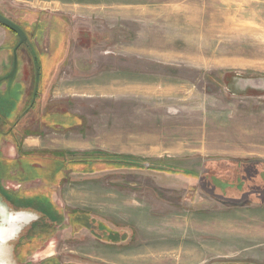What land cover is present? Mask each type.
Segmentation results:
<instances>
[{"label":"rangeland","instance_id":"rangeland-1","mask_svg":"<svg viewBox=\"0 0 264 264\" xmlns=\"http://www.w3.org/2000/svg\"><path fill=\"white\" fill-rule=\"evenodd\" d=\"M1 11L26 42L12 71L19 39L0 27V193L47 214L15 243L18 264L48 247L108 264H264V0Z\"/></svg>","mask_w":264,"mask_h":264},{"label":"water","instance_id":"water-1","mask_svg":"<svg viewBox=\"0 0 264 264\" xmlns=\"http://www.w3.org/2000/svg\"><path fill=\"white\" fill-rule=\"evenodd\" d=\"M0 25L10 29L18 37L19 43L14 50L25 41L26 35L21 28L0 14ZM41 215L31 210H11L0 195V264H18L14 256L15 243L20 238L24 228L38 221Z\"/></svg>","mask_w":264,"mask_h":264},{"label":"crops","instance_id":"crops-1","mask_svg":"<svg viewBox=\"0 0 264 264\" xmlns=\"http://www.w3.org/2000/svg\"><path fill=\"white\" fill-rule=\"evenodd\" d=\"M62 7H67V6H70V5H63L62 3L60 4ZM1 13L3 15H5L4 17H8L6 14H4L2 11ZM1 14V15H2ZM9 19V18H7ZM0 38H1V42H0V52L1 49H3V45L5 46L6 50H7V46H6V42H3V40L6 38V31L3 29H0ZM8 54V53H7ZM7 64V55L4 53H0V75L7 70L8 68V65ZM88 82H85V85L86 86ZM75 85H79V83H75ZM81 86V85H80ZM87 87V86H86ZM85 87V88H86ZM86 91V90H85ZM44 252V251H43ZM43 252H38V254H42ZM182 253V252H181ZM184 254V253H182ZM83 257H80L79 259H74V260H71V259H67L65 257H59V255H56V254H48V255H41L40 258H39V261H38V264H62L63 262L64 263H68V264H108L107 262L105 261H102L100 260L96 254H90V256L88 257H85V255H82ZM87 260V261H85ZM122 259L120 256H118V261L117 262H120L121 263ZM113 264H117V263H113Z\"/></svg>","mask_w":264,"mask_h":264},{"label":"trees","instance_id":"trees-1","mask_svg":"<svg viewBox=\"0 0 264 264\" xmlns=\"http://www.w3.org/2000/svg\"><path fill=\"white\" fill-rule=\"evenodd\" d=\"M0 27H2V28H4V29H6L8 32L14 34V32H12L10 29H8V28H6V27H4V26L0 25ZM33 65H34V66H37V68H38V66H39L38 63H36V61L33 62ZM0 195L3 197V199L5 200L6 203H10V201H9V200H8L3 194L0 193ZM30 208H31V207H30ZM77 211H78V210H77ZM77 211H75V212L79 214V212H77ZM39 213H40V212H39ZM40 214H42V213H40ZM46 215H47V214H42L40 219L46 217ZM40 219H39V220H40ZM53 219H54V216L52 217V220H53ZM35 224H36V223H35ZM15 248H16V246H15ZM14 253H15V252H14Z\"/></svg>","mask_w":264,"mask_h":264},{"label":"flooded vegetation","instance_id":"flooded-vegetation-1","mask_svg":"<svg viewBox=\"0 0 264 264\" xmlns=\"http://www.w3.org/2000/svg\"><path fill=\"white\" fill-rule=\"evenodd\" d=\"M26 42V41H25ZM23 45V44H22ZM21 45V46H22ZM20 46V47H21ZM20 47L19 48H17V50H16V53H15V56H14V63H13V60H12V71H15V70H17V68H18V60H19V57H18V51H19V49H20ZM13 54H14V52H13ZM36 67V66H35ZM37 68V67H36ZM37 69H39V66H38V68ZM19 71H20V69H19Z\"/></svg>","mask_w":264,"mask_h":264},{"label":"bare ground","instance_id":"bare-ground-1","mask_svg":"<svg viewBox=\"0 0 264 264\" xmlns=\"http://www.w3.org/2000/svg\"><path fill=\"white\" fill-rule=\"evenodd\" d=\"M51 252H52V248L51 247H48L42 254H40V256L41 255H48V254H51Z\"/></svg>","mask_w":264,"mask_h":264}]
</instances>
